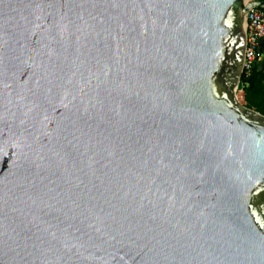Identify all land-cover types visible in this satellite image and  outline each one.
Returning <instances> with one entry per match:
<instances>
[{
  "label": "water",
  "instance_id": "95a60500",
  "mask_svg": "<svg viewBox=\"0 0 264 264\" xmlns=\"http://www.w3.org/2000/svg\"><path fill=\"white\" fill-rule=\"evenodd\" d=\"M262 5L0 0V264H264Z\"/></svg>",
  "mask_w": 264,
  "mask_h": 264
},
{
  "label": "built area",
  "instance_id": "2783aa9c",
  "mask_svg": "<svg viewBox=\"0 0 264 264\" xmlns=\"http://www.w3.org/2000/svg\"><path fill=\"white\" fill-rule=\"evenodd\" d=\"M250 1L264 2V0ZM246 33L247 43L241 77L249 78L260 60L264 47V5L249 11Z\"/></svg>",
  "mask_w": 264,
  "mask_h": 264
},
{
  "label": "trees",
  "instance_id": "16d2710c",
  "mask_svg": "<svg viewBox=\"0 0 264 264\" xmlns=\"http://www.w3.org/2000/svg\"><path fill=\"white\" fill-rule=\"evenodd\" d=\"M240 103L264 116V63L256 65L249 78L241 77Z\"/></svg>",
  "mask_w": 264,
  "mask_h": 264
},
{
  "label": "rangeland",
  "instance_id": "374dc122",
  "mask_svg": "<svg viewBox=\"0 0 264 264\" xmlns=\"http://www.w3.org/2000/svg\"><path fill=\"white\" fill-rule=\"evenodd\" d=\"M264 63V49H262V53H261V56H260V60L258 61V64L257 65H260V64H263ZM240 94H241V91L238 90L237 92V96H238V99L240 101Z\"/></svg>",
  "mask_w": 264,
  "mask_h": 264
},
{
  "label": "crops",
  "instance_id": "0c3cea01",
  "mask_svg": "<svg viewBox=\"0 0 264 264\" xmlns=\"http://www.w3.org/2000/svg\"><path fill=\"white\" fill-rule=\"evenodd\" d=\"M254 1H260V0H254ZM263 49H264V47H263Z\"/></svg>",
  "mask_w": 264,
  "mask_h": 264
}]
</instances>
